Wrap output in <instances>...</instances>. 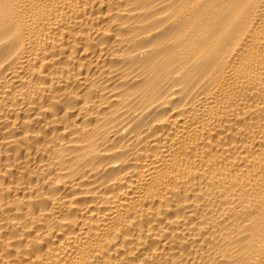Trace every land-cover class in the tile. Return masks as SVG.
<instances>
[{
	"label": "bare ground",
	"instance_id": "bare-ground-1",
	"mask_svg": "<svg viewBox=\"0 0 264 264\" xmlns=\"http://www.w3.org/2000/svg\"><path fill=\"white\" fill-rule=\"evenodd\" d=\"M0 264H264V0H0Z\"/></svg>",
	"mask_w": 264,
	"mask_h": 264
}]
</instances>
